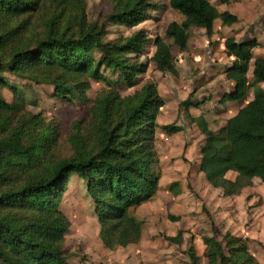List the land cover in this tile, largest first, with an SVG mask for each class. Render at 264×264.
<instances>
[{
    "label": "trees",
    "instance_id": "16d2710c",
    "mask_svg": "<svg viewBox=\"0 0 264 264\" xmlns=\"http://www.w3.org/2000/svg\"><path fill=\"white\" fill-rule=\"evenodd\" d=\"M152 1L126 0L117 4L111 19L131 29L137 27L148 20L150 10L157 9ZM169 5L185 19L181 24L171 23L166 30L181 51L188 48L192 27L206 30L211 37L216 20L224 26L239 22L228 11L220 13L209 0H169ZM37 14L49 17L41 39L31 37ZM61 24L64 28L60 30ZM149 42L146 32L139 31L118 43H106L102 30L87 25L83 0H0V71L24 73L37 82L51 84L63 97L90 89L94 50L102 54L108 68L121 73L129 88L134 87L137 77L147 72L148 63H133L126 55L132 53L139 59ZM152 42L156 51L151 61L156 69L176 75L170 46L161 37ZM224 45L226 55L234 58L225 75L235 87L221 103L241 102L252 87L247 74L260 43L255 38L237 41L231 37ZM253 78L257 85L264 83V58L255 60ZM164 103L154 84L132 96L123 97L115 89L102 92L90 107L88 118L73 126L69 140L74 155L57 163L44 160L56 143L47 131L41 133L39 127L25 122L21 128L0 134V264H67L62 245L69 222L59 210L58 200L73 174L88 182L105 248L114 251L138 244L143 223L130 209L151 201L156 194V118ZM181 106L189 109L199 104L190 97ZM15 111V105L0 98V131L9 123L4 115ZM195 121L206 133L204 118ZM29 124L38 123L31 120ZM163 130L174 134L180 128L167 125ZM219 136L209 135L202 150L200 169L209 184L231 197L252 186L255 178L264 183L261 87H257L254 99L227 121ZM229 172L237 174L235 180L227 179ZM182 236L179 232L167 240L179 244ZM204 241L209 264H257L246 244L236 237L226 236V247L216 238Z\"/></svg>",
    "mask_w": 264,
    "mask_h": 264
},
{
    "label": "rangeland",
    "instance_id": "374dc122",
    "mask_svg": "<svg viewBox=\"0 0 264 264\" xmlns=\"http://www.w3.org/2000/svg\"><path fill=\"white\" fill-rule=\"evenodd\" d=\"M83 1L87 25L102 30L106 43H118L139 31L146 32L151 42L144 46L140 58L132 53L126 57L133 63L137 60L148 63L147 72L138 76L135 86L129 88L121 73L108 68L102 54L94 50L88 76L90 89L85 94L73 92L63 97L51 84L37 82L24 73L0 71V98L17 107V111L4 115L9 123L0 134L8 133L9 128H21L25 122L39 127L41 133L47 131L56 143L44 160L57 163L74 155L69 140L73 126L88 118L90 107L102 92L115 89L123 97L132 96L154 84L165 103L156 118L154 147L158 162L153 169V175L158 178L156 194L148 204L130 209L143 223L144 243L140 249H106L100 239L101 227L87 190L88 182L73 174L66 180L58 200L59 210L69 222L62 245L67 264H209L204 239L216 238L226 247L228 235L246 244L247 252L257 264H264V183L255 179L252 186L228 197L222 189L209 184L200 169L202 150L209 135L220 137L227 121L254 99L257 87L264 91V83L255 84L253 74L249 73L252 87L248 96L241 102L221 103L225 94L233 90L226 75L223 77L232 63H228L221 45L231 37L237 41L254 37L261 42L254 58L264 55V0L229 2L227 6L239 22L226 27L219 20L211 37L205 30L192 28L185 51L177 48L166 35L171 23L185 21L170 8L169 0H153L157 9L150 10L148 20L132 29L111 19L117 4L126 0ZM209 1L220 13L227 8L220 0ZM34 20L31 37L41 39L47 32L49 17L37 14ZM58 26L60 30L64 28L63 24ZM157 37L170 46L176 75L159 72L151 61L156 51L152 41ZM190 97L194 104H199L197 108L181 106ZM199 117L208 125L206 133L195 121ZM31 120L37 126L29 124ZM167 125L177 126L180 131L168 134L163 130ZM236 176L231 172L227 178L235 180ZM179 232L183 234L179 244L167 240L177 237Z\"/></svg>",
    "mask_w": 264,
    "mask_h": 264
},
{
    "label": "crops",
    "instance_id": "0c3cea01",
    "mask_svg": "<svg viewBox=\"0 0 264 264\" xmlns=\"http://www.w3.org/2000/svg\"><path fill=\"white\" fill-rule=\"evenodd\" d=\"M233 0H229V2H232ZM228 2V3H229ZM227 3V4H228ZM227 4H225V6L227 7V8H225L224 10H223V12H225V11H228V12H230V13H232V14H234L233 13V11H232V9L231 8H229L228 6H227ZM223 12H221V13H223ZM235 15V14H234ZM219 20H216L215 21V23H214V26L216 25V23L218 22ZM221 21V20H220ZM222 23V22H221ZM223 25V24H222ZM224 26V25H223ZM233 26V25H232ZM226 27H230V26H226ZM192 28H196V27H192ZM191 28V29H192ZM190 29V30H191ZM197 29H199V28H197ZM200 30H204V29H200ZM206 31V30H205ZM215 31V30H214ZM214 31H213V34H214ZM214 36V35H213ZM254 38V37H253ZM256 39V38H255ZM224 40H226V39H224ZM259 43H260V45H261V42L259 41ZM225 41L222 43V45H221V47H222V51H225ZM190 46V45H189ZM259 48H260V46L259 47H257V48H255L254 49V51H253V55L255 56L256 55V53H257V51L259 50ZM225 57H226V59H227V61H228V63H230V65H231V63L233 62V60H234V58H229L227 55H226V53H225ZM258 58H264V55H261V56H259ZM257 58V59H258ZM255 58H253V60L251 61V63H250V66H249V71H248V74L249 73H252L253 74V69H254V62H255ZM227 70V69H226ZM247 74V75H248ZM223 77H225V74L223 75ZM226 79V81L228 82V83H230V85H231V87H233V90H234V87H235V83L233 82V81H229V80H227V78H225ZM232 90V91H233ZM227 93H230V92H227ZM229 173H231V172H229ZM228 173V174H229ZM233 173H235V172H233ZM227 174V175H228ZM227 177V176H226ZM228 179V178H227ZM255 179H258V178H255ZM254 179V180H255ZM230 180V179H229ZM261 181V180H260ZM250 187V186H249ZM148 204V203H147ZM144 205H146V203L145 204H143V205H141V206H144ZM132 213V212H131ZM133 214V213H132ZM134 215V214H133ZM135 216V215H134ZM136 217V216H135ZM137 219V218H136ZM137 220H139V219H137ZM140 222H142L141 220H139ZM142 242L144 243V230H143V235H142V239H141V241L138 243V244H133V245H130V246H128L127 248H124V249H129V248H132V247H137V249H140V247H141V245H142Z\"/></svg>",
    "mask_w": 264,
    "mask_h": 264
}]
</instances>
